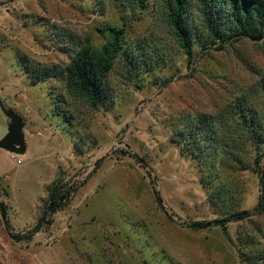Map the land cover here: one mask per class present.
Instances as JSON below:
<instances>
[{
  "label": "rangeland",
  "instance_id": "1",
  "mask_svg": "<svg viewBox=\"0 0 264 264\" xmlns=\"http://www.w3.org/2000/svg\"><path fill=\"white\" fill-rule=\"evenodd\" d=\"M201 21L194 1L188 57L161 0H0V104L21 118L26 147L0 149V264H240L229 239L256 225L229 223L228 237L189 225L252 212L262 194L264 49L220 47ZM107 27L122 34L92 109L63 73L82 47L108 42ZM48 72L35 84L26 74ZM203 119L212 132L197 129L205 145H194ZM8 122L0 107V139ZM56 184L76 190L41 222ZM256 223L264 233V218Z\"/></svg>",
  "mask_w": 264,
  "mask_h": 264
},
{
  "label": "trees",
  "instance_id": "2",
  "mask_svg": "<svg viewBox=\"0 0 264 264\" xmlns=\"http://www.w3.org/2000/svg\"><path fill=\"white\" fill-rule=\"evenodd\" d=\"M194 1L198 4V12L202 17V27L206 29L213 43L219 41V46L223 47L226 43L231 44L242 39H248L260 42L264 49V0H161L165 21L176 37L179 47L188 57L192 55V44L191 29L186 22V15ZM107 34L108 42L101 49H95L91 46L82 47L76 52L63 73L67 91L72 96L83 99L92 109H97L98 105L105 100L104 83L112 69L122 31L107 27ZM26 74L31 78L33 84L43 82L50 77L49 72L40 79ZM238 117L240 120L245 118L243 122L249 127L250 134L256 133L257 126L253 115H248L247 111L244 110L238 114ZM202 125L203 128L197 127V125L194 127L193 123L194 131L192 132L194 133H190V136L194 145L204 144H199L201 139L197 137V129L203 130H198L199 132H212L211 126L206 123L205 119L202 120ZM205 137L206 141L210 139L209 134H205ZM258 160L259 155H256L252 160L256 168L258 167ZM62 185L56 184L49 188L42 210L41 222L45 216L53 215L69 205L76 187L71 186L68 189L67 184ZM66 188L68 193L65 191ZM262 217L264 218V188L252 212L247 210L233 211L218 221L193 222L189 227L194 230H205L216 224L228 237L226 227L229 223H253L258 227L255 231L245 229V227L240 228L235 242L230 239L229 241L237 252L240 264H264V233L263 229L256 223ZM10 237L19 242L24 239L29 240L30 234L27 236L10 234Z\"/></svg>",
  "mask_w": 264,
  "mask_h": 264
},
{
  "label": "water",
  "instance_id": "3",
  "mask_svg": "<svg viewBox=\"0 0 264 264\" xmlns=\"http://www.w3.org/2000/svg\"><path fill=\"white\" fill-rule=\"evenodd\" d=\"M2 112L11 121L8 124L7 134L0 139V149L10 152L11 154L21 156L25 152V142L22 134L23 123L21 118L11 110L4 108L1 104ZM38 226L34 229L36 230Z\"/></svg>",
  "mask_w": 264,
  "mask_h": 264
},
{
  "label": "built area",
  "instance_id": "4",
  "mask_svg": "<svg viewBox=\"0 0 264 264\" xmlns=\"http://www.w3.org/2000/svg\"><path fill=\"white\" fill-rule=\"evenodd\" d=\"M12 158L14 159L15 158V156H12ZM17 161V163H21V161L18 159V160H16Z\"/></svg>",
  "mask_w": 264,
  "mask_h": 264
},
{
  "label": "crops",
  "instance_id": "5",
  "mask_svg": "<svg viewBox=\"0 0 264 264\" xmlns=\"http://www.w3.org/2000/svg\"><path fill=\"white\" fill-rule=\"evenodd\" d=\"M8 124H9V122H8Z\"/></svg>",
  "mask_w": 264,
  "mask_h": 264
}]
</instances>
